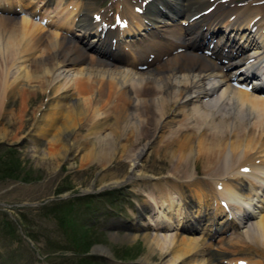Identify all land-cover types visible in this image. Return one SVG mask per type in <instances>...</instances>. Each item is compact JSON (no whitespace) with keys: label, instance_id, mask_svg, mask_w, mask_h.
Here are the masks:
<instances>
[{"label":"bare ground","instance_id":"6f19581e","mask_svg":"<svg viewBox=\"0 0 264 264\" xmlns=\"http://www.w3.org/2000/svg\"><path fill=\"white\" fill-rule=\"evenodd\" d=\"M95 1L0 0V11L21 15L20 20L0 16V51L14 52L13 64H19L15 65L18 77L14 79L21 81L19 88L39 91L38 80L34 81L37 85L31 86L29 73L21 63L37 59L46 66L43 72L48 74L46 92L49 97L48 110L41 117L42 126L45 125L39 128L41 133L45 134L47 127L55 123L51 115L61 114V125L54 126L56 133L48 135L49 140L45 141L51 150L59 145L60 152L58 155L57 150L49 152L48 159L54 156L64 159L69 151L80 146L97 144L100 146L91 149L94 150L91 163L112 161L119 155L116 152L120 149L119 140L102 137L99 130L106 118L103 123L99 122L97 130L94 128L101 132L98 140H92L94 136L77 140L72 118L89 110L87 101L97 104L101 97L97 94L98 84L105 83L107 88L114 85L121 91L118 100L123 101L115 111L126 110L127 113L126 108L130 106V121L147 135L139 151L128 160L131 176L127 181L137 178V166L149 147L154 144L158 150L166 147L164 142L168 139H164L169 131L184 137V141L169 152L178 166L181 163L185 167L191 159L205 155L203 167L207 176L210 164L222 169L215 173L220 178H207L216 191L207 190L200 181L194 192H178L175 198L159 200V203L151 199L148 205H141L136 222L128 227L134 234L128 233L125 238L134 241L141 235L151 251L165 257L162 264H242L238 261L245 257H233L249 255L239 249L249 239L256 246L262 244L250 248V253L253 251L254 256L264 259V38L260 35L264 15L259 6L262 1L251 0L238 5L235 0H136L137 5H130L128 0H117V8L121 4L129 11L137 8V13H126L120 8L118 26L103 20L92 21V15H99ZM69 5L73 10L68 11ZM209 8L212 9L207 10ZM37 51H42L39 58ZM49 53L50 56H46ZM95 54L102 59H96ZM259 83L263 86L256 85ZM249 84L252 86L248 87ZM141 104L155 113L156 123L151 127L135 115L134 110L143 109ZM95 116L99 119L98 114ZM124 119L119 113L117 129L131 133L140 130L128 126V122L124 125ZM260 122L263 126L258 124ZM212 129L216 133L209 135ZM47 132L51 133V129ZM4 137L0 133V140ZM106 147L111 150L104 151ZM216 151L221 156L216 155L215 162L209 161ZM120 183L123 182L104 186L122 185ZM149 231L167 235L151 237ZM171 232L173 235L169 238ZM110 236L118 238L117 233ZM99 252L110 255L106 248ZM246 264L252 263L246 261Z\"/></svg>","mask_w":264,"mask_h":264},{"label":"rangeland","instance_id":"374dc122","mask_svg":"<svg viewBox=\"0 0 264 264\" xmlns=\"http://www.w3.org/2000/svg\"><path fill=\"white\" fill-rule=\"evenodd\" d=\"M245 1L251 0H235L238 5ZM261 1L262 3L259 6H262L261 12L264 15V0ZM117 2V0L95 1V7L99 11V20H103L109 25H114V16L120 15L118 13L120 8L125 10L126 13L133 12L132 9L129 11L124 4L117 8ZM128 2L130 5H137L136 3H138L136 0H128ZM71 7L72 5L68 6V11L73 10L70 9ZM0 16L15 17L16 19L10 18L13 20H20L21 17L18 18L19 15L3 11H0ZM88 19L90 20L89 17ZM69 39L72 40V37L69 36ZM0 52L2 55L0 56V66L2 67H0V93L2 92L0 94V133L5 136L0 140V264H162L165 261V257L151 251L141 235L134 241H128L125 238L128 233L134 234L133 230H129L128 227L136 222L140 206L146 203L148 205L151 199L159 203L161 200L177 197L176 193L178 192L184 194L194 192V187L197 188L200 181L207 190L212 191L211 189L213 188L215 190V186L209 183L207 178H212V180L220 178L215 173L216 171L219 172L221 167L219 168V165L217 166L214 163L208 165L210 174L207 176L203 167L204 159H207L205 155L201 159L196 160V157L191 159V163L189 162L185 167L181 163L178 166L175 163L176 160L171 159L169 152H173L171 150H174L179 142H183L184 137L180 134L175 135V131H169L164 139H168L169 143L167 141L166 143L164 142V146L168 147H162L159 150L155 147L156 144L153 147H149L145 155L140 159L139 166H137V172H135V174H138L137 178H131L127 181L131 176L129 172L130 162L128 160L136 151H139L138 149L145 142L147 135L144 131L142 132L141 127L135 122L130 121L129 117L131 114L128 115L129 111L131 112L132 110L130 106L126 108L127 113H125L126 110H123L125 116L122 113L123 111H115L117 106L123 103L117 98L118 93L121 91L119 92L114 85H110V88H107L105 83L98 84V86H103V90L99 86L100 90L97 94H101V97L102 95L104 96L102 99L101 97L98 98L97 104L89 100L90 102L87 101L86 106L90 104V108L86 107V109H89L85 111L86 114L84 112L78 116L79 114L74 115L73 113L74 116L72 118L75 119H73L75 121L73 126L77 128L75 138L77 140L89 139L94 136L91 139L98 140L102 134V137L105 138L118 139L120 149H117L116 152H119V155L113 158L112 161L106 159L91 163V160L94 159L90 157L92 156L91 151L94 152L91 149L100 146L97 144V146L86 148L80 146L77 150L69 151L64 159L60 156L48 159L49 152L57 150V155L60 152L58 150L60 149L59 145L55 146L57 149L51 150L45 141L49 140L50 136L48 135L56 133L57 127L61 125L62 118L61 114L59 116L58 112H55L54 115H51L54 117H51V119L53 118L52 120L55 122H52L51 125H55H50V128L47 127V131L51 129V133L47 131V134L41 133L42 129L40 130L39 128L45 126H42L44 122H42L41 117L48 110L49 97L48 92H46L49 83L48 74L43 72L46 66L38 63L37 59L21 63L25 66L26 73H29V84L34 86L36 84L34 81L38 80L39 91L24 87L20 89L21 81L14 79L18 77V73H16L18 66L15 65H19L18 63L13 64L14 52ZM41 52L37 51L35 53L37 57L42 56ZM46 56L49 57L50 53ZM94 56L98 60L102 59L96 54ZM5 62L8 64L4 65ZM21 64L20 66H22ZM156 68L155 65L154 69ZM35 69L38 71H34ZM35 76L39 78H34ZM109 89H111V93ZM50 97L52 100L53 96L51 95ZM103 105L107 106H104V108ZM115 105L116 108L114 107ZM141 107L143 109L134 110L136 112L134 114L141 122H147L149 125L147 127L153 126L156 123L155 113L152 111L150 113L146 105L143 106L141 104ZM95 109L96 111L98 110V113L94 112ZM102 109H104L103 113ZM99 111L101 114H99ZM91 112L92 116L90 115ZM119 113L122 119L125 118L123 121L124 125L128 122V126L139 127L140 130L131 133L127 130L117 129L116 120ZM242 113H246L245 110H242ZM95 114L99 115V119L98 117L96 118ZM112 115H115V118H112ZM105 118L103 127L99 129L102 133L99 130L97 132L99 122L102 121L101 123H103ZM87 121L91 122L88 123ZM258 124L263 126V122ZM54 126L57 127L55 128ZM105 126L109 128L105 129ZM33 131L34 133H32ZM214 132L215 129H212L209 135L214 134ZM228 132L231 134L233 131ZM222 133L227 134L226 131ZM44 135L45 137H43ZM25 138H27V141L24 146L18 149L8 147V145H13L20 139ZM169 145H171V148ZM82 149L85 150L83 151ZM167 149L170 151H167ZM103 150L109 152L111 147H106ZM216 153L217 151L212 158H209V161L212 162L213 160L215 162V156H221L220 153ZM84 154L89 156V159H85L83 157L85 156ZM43 157L44 159H42ZM6 166L13 169L12 175L16 176L15 179H5L3 177L5 174L3 171L7 168ZM220 171L222 172V169ZM112 182L123 183H120L122 185L110 187L104 186ZM143 217H145L144 214ZM112 233H117L118 238L112 239L110 236ZM148 234L151 237H154L155 234L157 236L167 235V233L161 234L159 231H149ZM169 234L171 236L169 238H172L173 233ZM225 235H228V233H225ZM216 239L218 238L216 237ZM250 242L249 239L246 243L244 242L245 245L241 244V247L238 246L239 249L249 252V255L236 254L233 258L243 259L245 257L244 260L238 261L243 264H246V261H250L252 264H264V259L254 256L253 251L250 253V248H253L254 245L258 247L262 244L258 243L256 246V244ZM101 248L108 249L110 255L99 252ZM262 250L259 251L262 252ZM255 254L258 255L257 252Z\"/></svg>","mask_w":264,"mask_h":264},{"label":"trees","instance_id":"16d2710c","mask_svg":"<svg viewBox=\"0 0 264 264\" xmlns=\"http://www.w3.org/2000/svg\"><path fill=\"white\" fill-rule=\"evenodd\" d=\"M7 167V166H6ZM12 171H13V169H11L10 167H7L3 172L5 173L4 174V178L6 179V178H10V179H15L16 178V176H13L12 175ZM2 177V178H3Z\"/></svg>","mask_w":264,"mask_h":264},{"label":"water","instance_id":"95a60500","mask_svg":"<svg viewBox=\"0 0 264 264\" xmlns=\"http://www.w3.org/2000/svg\"><path fill=\"white\" fill-rule=\"evenodd\" d=\"M22 144H23V141H22L19 145H22ZM95 249H96V248H95ZM95 249H94V250H95ZM92 251H93V250H92Z\"/></svg>","mask_w":264,"mask_h":264}]
</instances>
